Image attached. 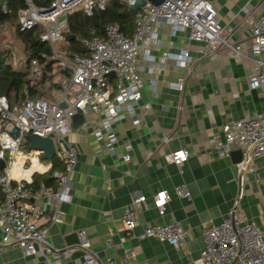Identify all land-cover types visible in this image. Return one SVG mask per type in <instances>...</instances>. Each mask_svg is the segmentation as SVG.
<instances>
[{"label":"built area","instance_id":"2783aa9c","mask_svg":"<svg viewBox=\"0 0 264 264\" xmlns=\"http://www.w3.org/2000/svg\"><path fill=\"white\" fill-rule=\"evenodd\" d=\"M110 0H52L47 6H36L32 0H25L26 7L18 11V23L21 31L41 25V41L50 45L49 59L57 60L60 69L65 71L60 79L61 99L51 101L46 98H28L21 102L10 103L0 94V160L4 166L0 169V246L15 243L26 256L41 255L47 264L60 255L71 254L75 249H83V264H98L100 258L91 249L84 231H78V243L62 248L52 247L46 240L48 226L39 225L43 209L30 203L35 194L51 206L50 223L60 221L63 213L59 202L66 200L71 193V176L78 161V149L68 140L72 118L80 113L93 112L101 116L93 129L96 139L106 142V149L113 153L117 136L112 127L129 117L138 122L137 109L142 98L144 82L142 72L153 74L163 70L169 61L175 66L189 68L192 62L190 51L180 48L168 51L156 57L152 50L160 43V29L167 27L171 37L185 33L189 40L201 42L214 53L225 48L233 57L246 59L254 66L248 78L250 89L264 88V12L253 20L250 33L249 52H244L239 44L230 41L232 27L221 24L217 10L211 0H120L134 12V28L130 34L121 30L116 23H107L102 36L83 37L80 43L82 52L61 47L65 41L68 27L67 16L77 10L87 16L94 11L104 9ZM144 65L139 66V60ZM37 59L31 60L34 71ZM157 80L150 79L153 92ZM184 79L178 77L167 82L170 89L181 91ZM60 102L65 107L59 105ZM85 122H82L81 125ZM223 140L212 143L218 156L229 154L233 146L244 153L250 150L249 158L264 159V111L229 121L221 126ZM27 134L47 137L53 140L55 155L63 164V169L44 171L41 151L29 150ZM188 157L184 149L171 151L165 155L168 162L180 165ZM129 154L123 159L128 161ZM50 173L56 180L55 187L42 185L35 193L29 185L35 173ZM176 195L190 198L186 183L173 187ZM168 192L161 190L152 196L153 206L159 217H163L168 201ZM147 198L143 193H135L131 201L124 206L121 221L125 235L133 233L137 218ZM187 235V230L179 221L156 222L144 225L138 238L155 237L178 249ZM109 241V240H108ZM124 262L134 264L133 248H125ZM106 264H120L107 259ZM189 264H264V229L254 219L235 214L228 209L226 216L219 222H210L204 229L203 247L198 257Z\"/></svg>","mask_w":264,"mask_h":264},{"label":"crops","instance_id":"0c3cea01","mask_svg":"<svg viewBox=\"0 0 264 264\" xmlns=\"http://www.w3.org/2000/svg\"><path fill=\"white\" fill-rule=\"evenodd\" d=\"M211 1L221 24L233 29L230 41L249 52L252 22L264 12V0ZM159 33L160 43L152 50L156 57L185 48L192 62L189 68H181L169 61L163 70L142 72L144 87L136 112L138 122L127 117L113 125L117 136L113 153L107 151L105 141L94 136L100 115L86 112L85 124L72 128L68 140L78 149V161L71 176V193L59 202L63 213L60 221L50 223L52 209L43 198L33 194L29 199L43 209L38 223L49 227L46 240L52 247L75 245L78 231H84L100 258L98 264H106L107 259L128 264L124 262L125 248L134 249V264H189L203 247L204 229L210 222L221 221L230 208L239 217L254 219L264 229L258 203L264 198V159L249 158L241 170V148L233 146L228 155L220 157L212 147V143L223 140L224 123L264 111V88L248 86L253 64L233 57L225 48L210 53L203 43L189 40L185 33L171 37L167 27ZM144 64L138 61L139 66ZM61 77L62 73H58L52 80L54 84L58 82L56 89L50 90L52 101L61 99ZM153 77L157 80L155 92L150 84ZM178 77L184 79L183 89H170L167 82ZM178 149L187 151V159L180 165L168 162L165 155ZM125 154L130 156L128 161L123 159ZM39 165L43 171L49 167L52 171L48 163ZM60 166L57 164L54 171H59ZM35 174L51 176L48 172ZM181 183H186L190 198L174 193L173 187ZM161 190L169 195L162 218L152 199ZM135 193L146 196V205L133 233L121 242L125 235L123 208ZM172 221H179L187 230L178 249L155 237H137L144 225ZM82 255L83 249L77 248L53 259L52 264H83ZM0 264L47 262L41 255L26 256L19 245L11 243L0 246Z\"/></svg>","mask_w":264,"mask_h":264},{"label":"trees","instance_id":"16d2710c","mask_svg":"<svg viewBox=\"0 0 264 264\" xmlns=\"http://www.w3.org/2000/svg\"><path fill=\"white\" fill-rule=\"evenodd\" d=\"M52 0H32L36 6H47ZM26 7L25 0H0V24L8 23L13 25L16 35L20 38L25 53V65L23 70H16L7 61V53L0 48V94L7 97L10 103L21 102L28 98H46L51 100L50 90L56 89L58 82L52 80L58 73H65L60 69L57 60L49 59L50 45L39 39L43 31L41 25H35L30 29L21 31L18 23V11ZM135 9L130 8L120 0H110L104 9L93 12L87 16L77 10L67 16L68 27L65 31L63 47L72 51L82 52L83 47L80 39L83 37L102 36L103 28L107 23H116L122 31L130 34L134 28ZM37 59V67L32 70L31 60ZM60 164H63L57 157L51 160L52 171ZM45 186H52L56 180L54 177H41L35 174L29 188L35 191L40 188L39 183Z\"/></svg>","mask_w":264,"mask_h":264},{"label":"rangeland","instance_id":"374dc122","mask_svg":"<svg viewBox=\"0 0 264 264\" xmlns=\"http://www.w3.org/2000/svg\"><path fill=\"white\" fill-rule=\"evenodd\" d=\"M13 25L0 24V48L8 55L7 61L16 70H23L25 65V53L20 38L16 35ZM260 211L264 216V198L258 200Z\"/></svg>","mask_w":264,"mask_h":264},{"label":"water","instance_id":"95a60500","mask_svg":"<svg viewBox=\"0 0 264 264\" xmlns=\"http://www.w3.org/2000/svg\"><path fill=\"white\" fill-rule=\"evenodd\" d=\"M154 3H158L159 0H151ZM59 105L61 107H65V104L63 102H60ZM84 120V117L82 114L77 113L72 118V126L77 127L79 126ZM27 140V144L24 146V148L29 150H38L41 151V157L44 160H52L55 155V147L53 144V140L51 138L47 137H39L36 135L27 134L25 136ZM249 154L250 150L247 152L240 151V159L238 163H241V170L244 169L247 165V162L249 160ZM4 166V162L0 160V169Z\"/></svg>","mask_w":264,"mask_h":264},{"label":"bare ground","instance_id":"6f19581e","mask_svg":"<svg viewBox=\"0 0 264 264\" xmlns=\"http://www.w3.org/2000/svg\"><path fill=\"white\" fill-rule=\"evenodd\" d=\"M37 165H39V164H42V162H38V163H36Z\"/></svg>","mask_w":264,"mask_h":264}]
</instances>
